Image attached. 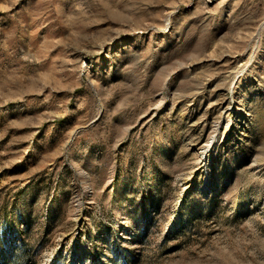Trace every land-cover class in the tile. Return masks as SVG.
Wrapping results in <instances>:
<instances>
[{
	"label": "rangeland",
	"instance_id": "obj_1",
	"mask_svg": "<svg viewBox=\"0 0 264 264\" xmlns=\"http://www.w3.org/2000/svg\"><path fill=\"white\" fill-rule=\"evenodd\" d=\"M0 264H264V0H0Z\"/></svg>",
	"mask_w": 264,
	"mask_h": 264
}]
</instances>
